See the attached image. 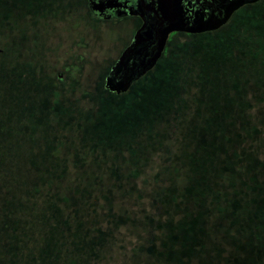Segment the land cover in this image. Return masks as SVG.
Segmentation results:
<instances>
[{
    "label": "trees",
    "instance_id": "16d2710c",
    "mask_svg": "<svg viewBox=\"0 0 264 264\" xmlns=\"http://www.w3.org/2000/svg\"><path fill=\"white\" fill-rule=\"evenodd\" d=\"M208 64L200 59L196 79L172 76L168 93L151 87L136 101L104 86L117 99L111 110L89 113L93 124L72 111L76 126L41 140L26 124L37 119V90L0 80V264H108L112 252L132 262L142 244L162 258L163 225L180 221V181L209 204L221 192L217 174L257 154L253 117L211 107ZM150 258L137 262L157 264Z\"/></svg>",
    "mask_w": 264,
    "mask_h": 264
},
{
    "label": "rangeland",
    "instance_id": "374dc122",
    "mask_svg": "<svg viewBox=\"0 0 264 264\" xmlns=\"http://www.w3.org/2000/svg\"><path fill=\"white\" fill-rule=\"evenodd\" d=\"M48 2L44 0L41 6L53 15H37L34 2L30 9L0 13V80L6 86L24 78L21 80L30 85L27 91L37 90V101L29 104L37 110V119L26 121L27 125L37 124V140L50 137L59 125L76 126L79 121L72 111L87 112L85 121L93 124L89 113L114 107L117 99L104 90L106 75L129 45L135 29L131 19L100 22L76 8L57 13L54 4L46 5ZM64 2L76 6L79 1ZM204 58L214 77L209 85L214 91L211 107L233 114L245 110L253 117L252 133L259 137H251V145L257 154L248 157V162L241 159L236 168L229 165L224 176L217 174L220 182L216 187L221 192L213 194L209 204L199 201L204 191L195 193L186 181H180V221L177 226L170 219L164 223L165 235L159 241L163 256L159 260L162 264H264V0L236 11L215 31L175 33L154 67L136 78L127 92L135 95V101L151 87L168 93L166 84L172 76L196 79L191 68ZM64 101L70 110L59 108ZM230 120L225 118L224 122ZM43 128L45 133H40ZM69 138L66 135L64 143ZM134 250L137 260L127 262L128 254L122 260L112 252L108 264H138L146 254L152 257L149 261L158 260L146 244ZM159 260L157 264H161Z\"/></svg>",
    "mask_w": 264,
    "mask_h": 264
},
{
    "label": "flooded vegetation",
    "instance_id": "af4514ba",
    "mask_svg": "<svg viewBox=\"0 0 264 264\" xmlns=\"http://www.w3.org/2000/svg\"><path fill=\"white\" fill-rule=\"evenodd\" d=\"M78 1L79 2L76 3V6L71 3L64 2V0H50V2H48V4L46 5L53 6L54 4V8L55 10H57V13L67 11L69 10V8L74 9V11H75V8L80 9L81 14H86L87 16H91L92 18L100 22H110L112 20H121V19H131L133 21V24L135 25V29L130 39L129 45L126 46V48L121 51L120 55L118 56L114 64L111 66L109 72L106 75L105 85H104L114 90L115 92L128 90V88L130 87V85L132 84V82L134 81L136 77L133 75L136 74L138 65L143 63L145 60L146 50L148 48L149 41L154 39L152 37L153 31L150 28V30L148 29V32L145 33V35L142 34L140 35V37L137 36L138 32L144 26V21L140 15L132 14L131 12H129V9H128L129 3L126 0H78ZM163 1L164 0H151V3L149 2L150 3L149 8L152 10V12L149 13L151 17H153L154 14L157 16L160 14L159 7L166 6L164 5ZM189 1L190 0H180V2L185 3V4L186 2H189ZM31 2L37 3V15H40L41 13H48L50 15H53L51 13V10L47 9L46 7L43 8V6H41V5H45L44 0H0V13L4 14L6 12L15 11L16 8L18 10L20 7H23L25 9H30L31 7H33L31 5H34V3L31 4ZM248 4H251V3L243 4L236 11L242 9L244 6ZM235 12H233L232 15ZM161 19L162 18H159V17L156 18L155 23L158 24V29L160 27V24L161 26H163V23H161L162 22ZM167 27L168 26H166V29ZM212 31H215V30H212ZM177 32H181V31L172 30L168 32L166 36V40L164 42V46H165V43ZM182 33H186V32H182ZM189 34H193V33H189ZM155 38H157V36ZM133 45H136L135 46L136 48L133 51H130ZM164 46L157 58V61L162 55ZM118 61H120L119 65L116 64ZM7 79H10V78H7ZM21 79H24V78H21ZM56 79L59 84H62L61 82L62 79L60 76H57Z\"/></svg>",
    "mask_w": 264,
    "mask_h": 264
},
{
    "label": "water",
    "instance_id": "95a60500",
    "mask_svg": "<svg viewBox=\"0 0 264 264\" xmlns=\"http://www.w3.org/2000/svg\"><path fill=\"white\" fill-rule=\"evenodd\" d=\"M126 1L129 3V12L140 15L144 21V26L137 36L145 35L148 29L150 30L151 28L153 31L152 37L154 38L149 41L144 62L138 65L137 72L133 75L136 76V79L154 67L169 31L176 30L200 34L216 30L223 26L232 13L240 6L245 3H254L258 0H190L186 4L180 2V0H164L163 2L166 6L159 7L160 14L158 16L154 14L153 17L149 14L152 12L149 8L151 0ZM155 17L162 18L161 23H163V26L160 24L159 29L158 24L155 23ZM166 26H168L167 29L169 31ZM156 36L157 38H155ZM135 46L133 45L130 51H133L136 48ZM119 63L120 61L116 64L119 65Z\"/></svg>",
    "mask_w": 264,
    "mask_h": 264
}]
</instances>
